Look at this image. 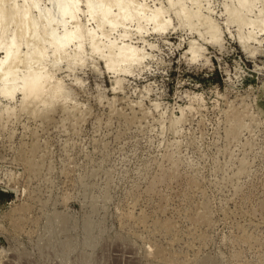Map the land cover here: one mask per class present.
Masks as SVG:
<instances>
[{"label": "rangeland", "instance_id": "obj_1", "mask_svg": "<svg viewBox=\"0 0 264 264\" xmlns=\"http://www.w3.org/2000/svg\"><path fill=\"white\" fill-rule=\"evenodd\" d=\"M234 2L200 8L221 46L169 9L165 33L111 32L145 54L128 72L85 49L46 104L0 97V264H264V29L245 52Z\"/></svg>", "mask_w": 264, "mask_h": 264}, {"label": "bare ground", "instance_id": "obj_2", "mask_svg": "<svg viewBox=\"0 0 264 264\" xmlns=\"http://www.w3.org/2000/svg\"><path fill=\"white\" fill-rule=\"evenodd\" d=\"M43 1L47 3L46 7L42 6L41 0L0 2L2 98L13 99L15 94H18L23 103L40 100L46 104L58 97L63 89L59 84L56 85L58 82L54 81V72L61 63L66 64L68 68L77 66L76 64L81 63L85 49L89 54L101 59L107 71L114 74L128 72L133 65L141 63L144 59L142 55L145 54L137 50L136 46H131L129 41L118 44L114 39L110 40L111 32L119 28V37L124 40L128 37L125 24L136 21V34L142 33L145 23L151 25L154 34L165 33L171 27V21L166 16L169 9L173 10L179 27H187L198 40L221 46L218 27L200 11L201 5L208 0H167L168 8L156 5L153 9L146 6L143 0ZM186 1L196 5L194 11L188 7L185 9ZM254 1L235 0L233 6L224 3L223 8L226 27L233 25L237 28V43L252 55L257 47L251 48L248 43L254 42L255 34L262 33L264 29L263 4L256 12L258 18L247 17L250 13L253 14ZM6 4L12 6L6 7ZM79 13L95 23L93 30L79 22ZM245 27H248V32L242 34L241 31ZM59 28H63L62 31ZM69 48L71 53L67 52ZM186 49L191 59H196L201 50L193 40Z\"/></svg>", "mask_w": 264, "mask_h": 264}, {"label": "clouds", "instance_id": "obj_3", "mask_svg": "<svg viewBox=\"0 0 264 264\" xmlns=\"http://www.w3.org/2000/svg\"><path fill=\"white\" fill-rule=\"evenodd\" d=\"M0 2H3V0H0ZM5 6H6V7H11L12 5H10V4H6Z\"/></svg>", "mask_w": 264, "mask_h": 264}]
</instances>
